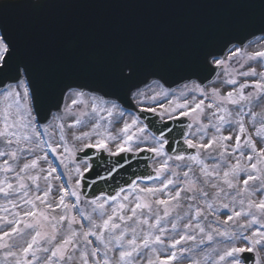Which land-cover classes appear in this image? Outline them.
<instances>
[{"label": "snow or ice", "instance_id": "snow-or-ice-1", "mask_svg": "<svg viewBox=\"0 0 264 264\" xmlns=\"http://www.w3.org/2000/svg\"><path fill=\"white\" fill-rule=\"evenodd\" d=\"M259 8L258 31L264 33V0H259ZM234 39L242 48L244 41L239 37ZM240 48L228 59L239 54ZM208 56L218 67L225 64L212 53ZM247 59L264 64V49L249 54ZM110 72L119 85L132 81L137 68L131 61L119 60ZM238 75L258 79L238 84L237 79L230 78L226 83L238 87L223 94L213 88L208 104L203 99L194 107L188 102L169 101L167 107L159 104V111L151 106L133 111L121 102L119 95L106 99L107 94L90 92L86 96L84 90L64 85L61 96L57 98L53 94L49 101L57 112L48 120V114L41 116L31 60L11 32L0 25V157H6L0 162V173L4 174L0 179V195L5 201L0 205V212L4 213L0 215L3 264H185V261L187 264H264V112L252 111L254 106L264 103V71L249 67ZM156 86L161 85L157 82ZM250 87L252 91L246 92ZM194 90L208 98L203 89ZM128 93L130 98L142 95L137 85L130 87ZM160 95L157 92L151 99L155 101ZM77 105L84 107L76 111L73 106ZM177 109H182L180 116L192 114L197 132L202 133L198 140L185 135L192 124L187 129L174 130L165 123V117L175 118ZM141 112L157 114L159 123L147 121ZM69 116L75 117L67 125L70 129L91 123L89 131L72 132L78 146H69L62 122L55 125L59 128V141L49 132L53 121H63ZM245 117L250 118L252 132ZM202 118L208 123L204 124ZM42 120L48 123L42 124ZM101 121L108 125L115 121L121 127L113 133ZM209 127L214 132L205 141ZM225 128L227 135L223 134ZM44 135L48 136L47 140ZM254 136L260 140L261 147H257ZM181 139L195 152L185 154L180 149L171 155L172 145ZM87 149L119 159L109 160L103 155L99 159L78 157L80 152L88 157ZM144 151L163 158L154 169L159 185L140 187L135 181H126L127 190L117 184L113 189L115 194L107 192L99 181L112 187L110 181L114 182L118 174L131 167V155ZM49 153L67 170V179L65 172L58 171L50 161ZM40 161L47 167H40ZM169 161H175L174 166ZM193 165L198 166L199 175ZM85 174L93 176L90 185L83 183ZM41 179L46 184L43 195H30L40 192ZM147 179L153 177L149 175ZM51 181H61L54 201L48 200L53 189ZM87 187L94 191L91 198L84 195L83 189ZM184 200L189 203L181 215L177 210ZM37 201L45 209L63 211L59 216H49L37 210ZM22 204L31 208L22 209ZM173 211H177L175 217ZM209 215L214 219L209 220ZM28 217L31 221L25 219ZM82 221H87V227ZM64 222L66 228L62 227ZM46 225L50 232L43 231ZM17 237L23 244H16ZM206 248L210 251H205ZM199 253H204L203 260L197 258Z\"/></svg>", "mask_w": 264, "mask_h": 264}, {"label": "water", "instance_id": "water-1", "mask_svg": "<svg viewBox=\"0 0 264 264\" xmlns=\"http://www.w3.org/2000/svg\"><path fill=\"white\" fill-rule=\"evenodd\" d=\"M260 21L259 0L0 1V25L11 32L31 60L41 116L48 114V120L57 112L49 101L53 94L61 96L64 85L107 94L106 99L119 95L121 102L133 111L139 110L128 93L133 85L141 89L158 80L173 89L196 81L203 87L221 69L212 64L208 53L225 59L228 49L240 46L234 38L243 40L244 47L258 35H264L258 31ZM119 60L133 62L137 72L132 81L117 85L110 69ZM140 115L159 123L156 114ZM165 123L177 130L187 129L190 121L179 118ZM180 149L185 154L195 152L181 139L172 145L170 154L174 156ZM86 151L88 157L83 152L78 157L99 159L103 155L105 159H119L93 149ZM153 158L147 151L131 155V167L118 174L114 182L110 181L112 187L102 180L99 183L115 194L117 184L127 188L126 181L154 177L150 168ZM92 179V175L85 174L83 183L90 185ZM83 192L89 198L94 194L91 187Z\"/></svg>", "mask_w": 264, "mask_h": 264}, {"label": "rangeland", "instance_id": "rangeland-1", "mask_svg": "<svg viewBox=\"0 0 264 264\" xmlns=\"http://www.w3.org/2000/svg\"><path fill=\"white\" fill-rule=\"evenodd\" d=\"M237 48H234L232 51H230V53L228 54V57L231 55L232 52L236 51ZM264 49V40L260 39H256L254 41H252L251 43L248 44V46L244 49L243 52H239V54L232 56L231 59H227L225 65H224V70L221 72V74L219 75V77L209 86H207L206 88H204V92H206L208 94V98H205L204 96H202L200 94V91L198 90H194L197 88V85L192 83V84H188L185 85L183 88L178 89V90H172V91H167L165 90L162 86H160L159 88L156 86L157 83H154L142 90H140L142 92V95L140 96H136L134 97V101L136 102V104L139 107H157L158 111H159V104H164L165 107L168 106L169 101H172L174 104L175 103H185L188 102L190 107H194L195 103L199 102L201 99L204 100L205 104H208L211 102V91L213 88L218 89L222 94L225 93L226 91H230L232 90L233 87H238L239 83H243L245 80H248L249 82H251L252 80L258 79V77H241L238 75L239 71H243V70H247L249 67H253L256 68L257 72L260 71H264V64L259 63L258 61H254V60H248L247 57L249 54L254 53L258 50H262ZM243 64L244 67L241 68L240 65ZM230 78H235L238 81V84L236 86L227 84L226 81ZM199 88V87H198ZM201 89V88H199ZM246 92L248 91H252V88H248L245 90ZM157 92L161 93V95L155 100L153 101L151 99V97H153ZM165 93L167 95H165ZM87 96V94H86ZM70 103V100H69ZM74 110L79 111L81 109H83V105H77V106H73ZM230 108L233 106H229ZM182 111V109H177L176 113H174V116H180L179 112ZM245 111H247V108L245 109ZM252 111L254 112H264V103L256 105L253 107ZM188 118L191 119L192 122V128L190 129V135L189 138L193 139V140H198L199 137L202 135V133L197 132V127L198 125L194 122L192 114H190L189 116H187ZM86 121L88 120V117L84 118ZM165 119H168L167 117H165ZM75 120L74 116H69L67 117L65 120L63 121H53V127L49 129V132H53L54 133V140L55 141H59V128L55 127L56 124L58 123H64L65 124V133H66V139L68 140L69 146H73V145H77L78 143L77 141H74L72 139V132H76L77 134H79V132L82 131H89L90 127H91V123H88L87 125H78L75 128H68L67 125L73 123V121ZM246 123L248 125L249 128V132L253 131V127L250 123V118L249 117H245ZM202 122L204 124L208 123V120L206 118H202ZM102 125H104L105 127L108 128V130L112 131L113 133L117 132L118 129L121 127V124L116 123L115 121H113V123L111 125H108L105 121H101ZM41 132L43 134V128H41ZM214 132V129H212L211 127L208 128L207 133L208 135L205 137V141L207 140L208 137H210ZM224 135L228 134V129L225 128L223 131ZM44 139H48L47 135H44ZM93 139H95V137H93ZM254 139L257 140V147H261V143L260 140L258 138H256L254 136ZM151 143V142H148ZM38 154H42V153H38ZM6 157H0V162L3 161V159H5ZM31 157H29L30 159ZM49 159L50 161H52L54 166L58 167V171H64L65 172V176L64 179H67V170L63 169L62 166L59 165V160L57 159L56 156L52 155L51 153H49ZM163 158L160 157H156V159L154 160V162L152 163L153 168L155 169L156 167H159L160 163L162 162ZM24 161L23 159H21L20 164H22ZM234 162V161H233ZM208 163H212L211 160L208 161ZM175 161H169V165L174 166ZM39 166L40 167H44L46 168L47 165L44 164L43 161L39 162ZM184 169H180L179 171H183ZM193 170L194 172L199 175V169L198 166L193 165ZM38 171V170H33ZM3 173H0V179L3 178ZM11 175V174H9ZM41 176L44 175V173L40 174ZM191 175V173H190ZM53 184V189H52V193L49 195L48 200L49 201H54V199L57 198V186L60 184L61 181H51ZM30 184V186L32 188H34V185H31V182H28ZM139 184L140 187H153V186H158L160 181L156 180L155 178L150 180V181H138L136 182ZM40 184V192L39 193H30V195H43V191L46 188V184L44 182L43 179H41L39 181ZM135 195V194H133ZM133 197L130 196V200H132ZM74 200V198H73ZM5 201L2 195H0V205H4ZM182 203V207L179 208L177 211L183 215L186 210H187V204L189 203L188 201L184 200L181 202ZM37 205V210L38 211H45L46 214H48L49 216L51 215H56L59 216L62 213V209H56L54 212L51 209H45L44 205H41L39 201L36 202ZM201 207H203V204L199 205ZM22 209H30L31 205H21ZM177 211H173L172 215L173 217L176 216ZM161 214H162V208H161ZM0 215H4V213L0 212ZM225 217L221 216V219H224ZM26 220L31 221V218H25ZM209 220H213L214 217L209 215L208 217ZM186 222V221H184ZM82 223L87 227V221H82ZM204 223L206 224L207 221H204ZM0 227H3V225H0ZM21 227L23 228V224H21ZM63 228L67 227V222H64ZM74 227H79V225H74ZM169 228V232H171V227L170 224L168 225ZM26 231H30V230H26ZM43 231H48L50 232L51 229L50 227H48L47 225L44 227ZM7 239V238H6ZM27 239V237H26ZM90 239L94 240V237H90ZM59 240V237H58ZM16 244H23V241L20 240L18 237L15 239ZM43 243V241H42ZM15 250V249H14ZM205 251H210V248H206ZM3 249H0V264H3ZM42 255V254H41ZM203 256L204 253H199L197 255L198 259L203 260ZM185 264H187V262L185 261Z\"/></svg>", "mask_w": 264, "mask_h": 264}]
</instances>
